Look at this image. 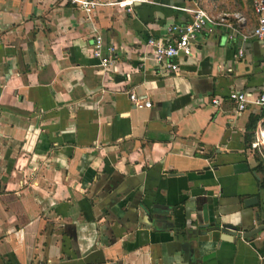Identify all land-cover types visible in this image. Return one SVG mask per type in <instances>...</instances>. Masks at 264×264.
I'll list each match as a JSON object with an SVG mask.
<instances>
[{
    "label": "crops",
    "instance_id": "0c3cea01",
    "mask_svg": "<svg viewBox=\"0 0 264 264\" xmlns=\"http://www.w3.org/2000/svg\"><path fill=\"white\" fill-rule=\"evenodd\" d=\"M96 1L0 0V264H264V164L244 141L263 107L225 99L264 81L252 0ZM195 6L233 38L217 25L157 74L146 38Z\"/></svg>",
    "mask_w": 264,
    "mask_h": 264
},
{
    "label": "built area",
    "instance_id": "2783aa9c",
    "mask_svg": "<svg viewBox=\"0 0 264 264\" xmlns=\"http://www.w3.org/2000/svg\"><path fill=\"white\" fill-rule=\"evenodd\" d=\"M67 3L82 10L87 16L98 6L96 0H67ZM109 4L125 6L130 4V1L113 0ZM251 7L255 24L249 35L259 43L261 48L260 65L264 70V0H252ZM189 11L191 16L188 21L172 22L165 27L161 36H149L145 40L144 46L147 48V56H143L142 59L151 60L155 71L161 76L178 74V60L192 55L197 38L203 33H211L217 25L222 27L227 25L222 18H213L198 6ZM235 17L238 16L235 15ZM228 27L230 26L228 25ZM231 27L232 32L226 35L228 40L232 39L234 35ZM245 37L242 36L243 39ZM88 51L91 57L98 60L101 71H109V66L114 62L112 56L114 49L112 46L102 44L100 37L97 35L94 36ZM236 56H242L240 48L236 50ZM249 95L245 91L233 89L225 95V99L232 106L236 115L241 114L249 104L264 107V81L261 84V88L252 95L253 97ZM128 98L135 104L136 98L134 94L128 92ZM222 101L223 98L218 95H213L209 99L210 105L218 109ZM147 104L146 102L142 103L144 106ZM258 128L254 131L248 143V147L251 150H258L259 145H264L259 136L260 129Z\"/></svg>",
    "mask_w": 264,
    "mask_h": 264
},
{
    "label": "trees",
    "instance_id": "16d2710c",
    "mask_svg": "<svg viewBox=\"0 0 264 264\" xmlns=\"http://www.w3.org/2000/svg\"><path fill=\"white\" fill-rule=\"evenodd\" d=\"M263 115H264V107L261 109V111H260V113L258 115V118L263 117ZM256 118L257 117H252V119H250V124L247 126L248 133L244 137V141L245 142H248L250 140L251 136H253V132H252L253 127H252V124H253V121H256ZM259 187L264 188V179H262L259 182Z\"/></svg>",
    "mask_w": 264,
    "mask_h": 264
},
{
    "label": "rangeland",
    "instance_id": "374dc122",
    "mask_svg": "<svg viewBox=\"0 0 264 264\" xmlns=\"http://www.w3.org/2000/svg\"><path fill=\"white\" fill-rule=\"evenodd\" d=\"M258 127H259L258 129L263 128L264 127V122L261 123ZM263 146L264 145H259L258 146V150H255L254 153H253V155H255L256 157H258L261 160V162H263V164H264V147Z\"/></svg>",
    "mask_w": 264,
    "mask_h": 264
},
{
    "label": "bare ground",
    "instance_id": "6f19581e",
    "mask_svg": "<svg viewBox=\"0 0 264 264\" xmlns=\"http://www.w3.org/2000/svg\"><path fill=\"white\" fill-rule=\"evenodd\" d=\"M260 138L262 139V142L264 143V127L260 129Z\"/></svg>",
    "mask_w": 264,
    "mask_h": 264
},
{
    "label": "water",
    "instance_id": "95a60500",
    "mask_svg": "<svg viewBox=\"0 0 264 264\" xmlns=\"http://www.w3.org/2000/svg\"><path fill=\"white\" fill-rule=\"evenodd\" d=\"M253 200H255L254 198H248V200L246 202H244V204H250ZM256 230H253L251 233H254ZM233 233V232H231Z\"/></svg>",
    "mask_w": 264,
    "mask_h": 264
}]
</instances>
